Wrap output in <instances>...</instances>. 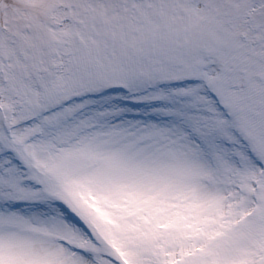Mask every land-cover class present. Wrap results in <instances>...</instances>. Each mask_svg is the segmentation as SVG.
<instances>
[{"label":"snow or ice","instance_id":"snow-or-ice-1","mask_svg":"<svg viewBox=\"0 0 264 264\" xmlns=\"http://www.w3.org/2000/svg\"><path fill=\"white\" fill-rule=\"evenodd\" d=\"M0 264H264V0H0Z\"/></svg>","mask_w":264,"mask_h":264}]
</instances>
